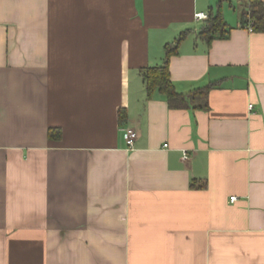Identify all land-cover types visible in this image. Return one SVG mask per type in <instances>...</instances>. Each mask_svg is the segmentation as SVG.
<instances>
[{
    "label": "crops",
    "instance_id": "0c3cea01",
    "mask_svg": "<svg viewBox=\"0 0 264 264\" xmlns=\"http://www.w3.org/2000/svg\"><path fill=\"white\" fill-rule=\"evenodd\" d=\"M242 2L0 0V264H264V33ZM219 4L207 44L194 15ZM187 29L169 75L213 84L207 109L141 78Z\"/></svg>",
    "mask_w": 264,
    "mask_h": 264
},
{
    "label": "trees",
    "instance_id": "16d2710c",
    "mask_svg": "<svg viewBox=\"0 0 264 264\" xmlns=\"http://www.w3.org/2000/svg\"><path fill=\"white\" fill-rule=\"evenodd\" d=\"M223 0H219L221 3ZM242 25H250L252 31L264 33V1L243 0L240 10ZM190 31L184 30L173 41L164 45V58L161 65L146 67L140 71L147 98H151L155 93L163 95L169 108H191L207 109L208 93L213 84H207L195 88L188 92H180L170 79L168 63L172 55L176 54L182 40ZM229 26L225 22L220 4L218 9L209 11L207 17L202 20V24L197 33L198 37L210 44L214 39L226 38ZM49 136L59 138L60 134L55 129H50ZM194 183H191L193 186Z\"/></svg>",
    "mask_w": 264,
    "mask_h": 264
},
{
    "label": "built area",
    "instance_id": "2783aa9c",
    "mask_svg": "<svg viewBox=\"0 0 264 264\" xmlns=\"http://www.w3.org/2000/svg\"><path fill=\"white\" fill-rule=\"evenodd\" d=\"M194 16H195V19H197V20H203L207 17V14L204 12H197V13H195ZM247 29L249 31H252V27L250 25H247ZM251 106L252 105H250V107ZM135 137H136V130L133 129L132 127H126V129H125V142H126L128 147H132L133 142L135 140ZM164 146H166V144H164ZM183 158L184 159L188 158V154L186 152L183 154ZM235 198H236L235 196H232L231 200H234Z\"/></svg>",
    "mask_w": 264,
    "mask_h": 264
},
{
    "label": "rangeland",
    "instance_id": "374dc122",
    "mask_svg": "<svg viewBox=\"0 0 264 264\" xmlns=\"http://www.w3.org/2000/svg\"><path fill=\"white\" fill-rule=\"evenodd\" d=\"M228 6H229V4L226 2V3L224 4V9L227 10ZM230 12H232V11H230ZM227 15H228V12H227Z\"/></svg>",
    "mask_w": 264,
    "mask_h": 264
}]
</instances>
